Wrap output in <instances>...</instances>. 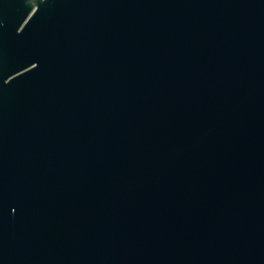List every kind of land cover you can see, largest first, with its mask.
I'll use <instances>...</instances> for the list:
<instances>
[{
    "label": "water",
    "instance_id": "1",
    "mask_svg": "<svg viewBox=\"0 0 264 264\" xmlns=\"http://www.w3.org/2000/svg\"><path fill=\"white\" fill-rule=\"evenodd\" d=\"M0 264H264V0H0Z\"/></svg>",
    "mask_w": 264,
    "mask_h": 264
}]
</instances>
